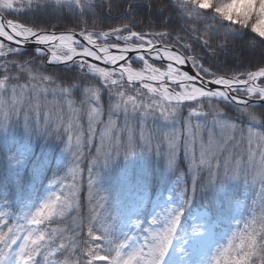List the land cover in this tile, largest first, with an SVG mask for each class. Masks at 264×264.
I'll return each instance as SVG.
<instances>
[{
  "label": "snow or ice",
  "instance_id": "snow-or-ice-1",
  "mask_svg": "<svg viewBox=\"0 0 264 264\" xmlns=\"http://www.w3.org/2000/svg\"><path fill=\"white\" fill-rule=\"evenodd\" d=\"M0 138V264H264V0H0Z\"/></svg>",
  "mask_w": 264,
  "mask_h": 264
},
{
  "label": "trees",
  "instance_id": "trees-1",
  "mask_svg": "<svg viewBox=\"0 0 264 264\" xmlns=\"http://www.w3.org/2000/svg\"><path fill=\"white\" fill-rule=\"evenodd\" d=\"M31 52V50H26ZM224 57H220V61H224ZM255 62V61H254ZM136 67L139 64L134 65ZM50 67H53L50 65ZM62 67V66H60ZM235 68V65H233ZM241 70H244L243 68ZM13 138L16 140L17 143L23 142V130L18 129L14 134ZM43 141L36 144L35 146V155L37 158L44 156L46 157L53 166L57 164V162H66L63 160L61 156V149L63 145L57 143H49L43 144ZM3 141L0 138V158L3 157ZM71 158H68V162L65 164V170L67 167L70 166ZM29 173L31 172V167L28 169ZM95 171L99 172L98 178V197L108 195L109 198H115L121 189L124 190L125 193L128 191V184L125 183V178L127 182H132L138 179L139 177L143 176L147 182V190L148 193L154 199L159 194H167L171 187V181L165 178L164 168L162 163H158L155 159L150 157L147 152L138 150L136 154L131 157L128 161H118L112 165L111 168L105 169L102 167H98ZM181 171L187 173V163L184 161L181 164ZM63 175V173H61ZM206 177V173L204 174ZM175 179V177H173ZM186 180L190 183V175H186ZM121 181V182H120ZM119 184V187L116 185ZM46 184L47 181H44ZM109 190V191H106ZM240 194V192H239ZM238 194V198H239ZM205 206L214 207L215 205V197L211 196L208 200L204 201ZM88 213V192H87V173L84 176V184L81 190V216L86 220ZM73 215H75L73 213ZM55 226V225H54Z\"/></svg>",
  "mask_w": 264,
  "mask_h": 264
},
{
  "label": "rangeland",
  "instance_id": "rangeland-1",
  "mask_svg": "<svg viewBox=\"0 0 264 264\" xmlns=\"http://www.w3.org/2000/svg\"><path fill=\"white\" fill-rule=\"evenodd\" d=\"M187 163V161H185ZM256 193H257V196L259 195V189L257 188L256 189ZM168 194V193H167ZM166 194V195H167ZM161 194L157 195L153 200L157 199ZM244 194H243V189L240 190V194H239V199H244ZM251 201L249 200L248 203H250ZM241 211H243V206H241Z\"/></svg>",
  "mask_w": 264,
  "mask_h": 264
},
{
  "label": "water",
  "instance_id": "water-1",
  "mask_svg": "<svg viewBox=\"0 0 264 264\" xmlns=\"http://www.w3.org/2000/svg\"><path fill=\"white\" fill-rule=\"evenodd\" d=\"M79 38V37H78ZM26 50H31L30 48H26ZM89 60L91 61L92 58H89ZM133 60H135V57L133 56ZM92 62H96V63H102V62H97V61H92ZM103 66V65H102ZM135 67V66H134ZM184 70H188L190 73H194L195 69L190 68L189 65H184L182 66Z\"/></svg>",
  "mask_w": 264,
  "mask_h": 264
}]
</instances>
